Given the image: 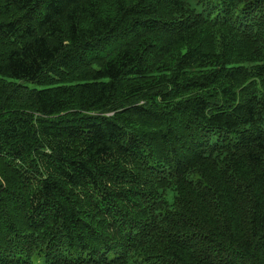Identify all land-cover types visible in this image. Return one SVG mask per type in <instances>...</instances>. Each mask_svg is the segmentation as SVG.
I'll return each mask as SVG.
<instances>
[{
	"label": "trees",
	"instance_id": "16d2710c",
	"mask_svg": "<svg viewBox=\"0 0 264 264\" xmlns=\"http://www.w3.org/2000/svg\"><path fill=\"white\" fill-rule=\"evenodd\" d=\"M0 264H264V0H0Z\"/></svg>",
	"mask_w": 264,
	"mask_h": 264
}]
</instances>
